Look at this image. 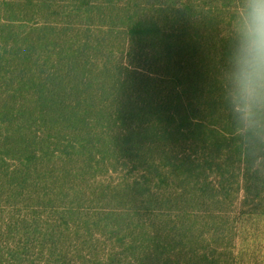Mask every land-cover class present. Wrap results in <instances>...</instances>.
Returning a JSON list of instances; mask_svg holds the SVG:
<instances>
[{"label": "clouds", "instance_id": "obj_1", "mask_svg": "<svg viewBox=\"0 0 264 264\" xmlns=\"http://www.w3.org/2000/svg\"><path fill=\"white\" fill-rule=\"evenodd\" d=\"M240 36L233 103L246 126L264 108V0H244L237 14Z\"/></svg>", "mask_w": 264, "mask_h": 264}]
</instances>
